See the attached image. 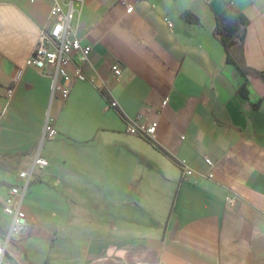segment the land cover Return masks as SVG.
Segmentation results:
<instances>
[{"label": "crops", "instance_id": "obj_1", "mask_svg": "<svg viewBox=\"0 0 264 264\" xmlns=\"http://www.w3.org/2000/svg\"><path fill=\"white\" fill-rule=\"evenodd\" d=\"M54 2L0 0L5 233L2 201L33 164L49 112L58 133L24 198L28 235L6 261L264 264V82L251 76L244 97L246 78L215 36L231 3L248 20L246 62L264 70V0H131V13L122 0H85L75 31L105 87L77 82L66 100L27 65ZM139 116L158 124L155 141L126 132ZM179 159L197 176L184 180Z\"/></svg>", "mask_w": 264, "mask_h": 264}, {"label": "built area", "instance_id": "obj_2", "mask_svg": "<svg viewBox=\"0 0 264 264\" xmlns=\"http://www.w3.org/2000/svg\"><path fill=\"white\" fill-rule=\"evenodd\" d=\"M34 1V0H31ZM127 7V13L133 11L131 0H122ZM85 0H55L50 11L52 25L41 32L39 41L27 61V65L48 74L53 81V96L60 95L66 100L77 82H89L93 86L104 90L105 84L99 77L91 76L86 71V65L90 62L93 47L91 44H83L76 35L75 24ZM170 26H172L170 24ZM114 74L120 75L118 67H114ZM13 90L9 88L6 92L11 97ZM167 101L163 102L166 105ZM55 119L47 115L43 134L40 139L35 159L31 167L19 174L20 185L11 187L2 201L3 212L10 217V225L0 240V264H9L6 261L7 251L14 241H22L29 232V219L23 210L24 198L38 171L50 167V162L41 155L44 143L58 136L54 128ZM126 132L131 135L145 137L155 141L158 124L156 122H145L141 116L137 118H126ZM206 163L213 167L210 159ZM178 165L182 172V178L189 180L197 173L188 165L184 159H179ZM210 178L212 175L209 176ZM228 203H232L233 197H227Z\"/></svg>", "mask_w": 264, "mask_h": 264}, {"label": "trees", "instance_id": "obj_3", "mask_svg": "<svg viewBox=\"0 0 264 264\" xmlns=\"http://www.w3.org/2000/svg\"><path fill=\"white\" fill-rule=\"evenodd\" d=\"M189 22H198V18L189 12L184 14ZM248 20L245 14L231 3H224L221 13L216 18L215 36L224 46L227 61L238 67L246 78V84L241 89V94H249L247 84L251 76L260 78L264 82V70L250 67L245 59V35ZM104 92V90H102ZM0 233L5 236V231L0 224Z\"/></svg>", "mask_w": 264, "mask_h": 264}]
</instances>
